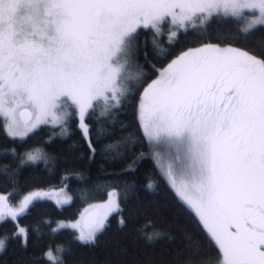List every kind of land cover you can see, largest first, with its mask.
<instances>
[{
	"label": "snow or ice",
	"instance_id": "obj_1",
	"mask_svg": "<svg viewBox=\"0 0 264 264\" xmlns=\"http://www.w3.org/2000/svg\"><path fill=\"white\" fill-rule=\"evenodd\" d=\"M213 19L245 21L249 43L264 30V0H0V131L24 140L50 117L66 135L75 115L95 154L90 113L102 107L98 119L106 118L122 107L129 80L143 83L138 31L151 30L154 46L165 26L170 38L201 30L203 39ZM137 120L154 149L164 150L154 155L167 156L169 175L175 168L191 176L194 195L184 203L217 250L208 264H264V46L260 55L211 42L183 51L144 87ZM104 132L98 127V138ZM119 148V141L106 145L117 155ZM108 195L107 211L80 230L82 244L94 243L107 215L119 210V194ZM28 207L25 198L8 212L16 220ZM20 235L26 243L27 229L18 226ZM45 256L57 264L51 250Z\"/></svg>",
	"mask_w": 264,
	"mask_h": 264
},
{
	"label": "trees",
	"instance_id": "obj_2",
	"mask_svg": "<svg viewBox=\"0 0 264 264\" xmlns=\"http://www.w3.org/2000/svg\"><path fill=\"white\" fill-rule=\"evenodd\" d=\"M242 28L241 21L213 19L201 39L197 35L201 30L187 33L181 30L178 36L170 38L165 26L163 34L156 38V46L151 30H139L137 63L142 65L138 71L143 73V83L136 78L130 80L122 107L114 108L106 118L98 119L102 107L90 113L87 123L91 125L95 154L81 136L75 115L68 119L66 135L60 134L59 126L49 125L39 127L24 140L8 139L0 131L2 208L7 211L29 197L25 214L16 220L0 222V240L5 241V247L0 250V264H52L45 256L49 250L57 264H208L214 261L216 248L155 163L151 144L137 120V106L144 87L157 77L158 71L187 49L211 42L222 46L232 44L260 55L264 30L254 34L255 40L244 43ZM232 35H239L241 39L226 38ZM100 126L105 132L98 138ZM118 141L119 155L106 150V145ZM34 151L39 152L40 159L27 161L25 154ZM61 188L70 194L69 204L58 207L42 198L47 191ZM114 190L119 194V210L109 216L94 243L82 244L74 230L59 227L60 222L76 220L87 205L105 201ZM36 192L40 198L31 200V194ZM18 226L27 229L26 243L23 235L14 236ZM156 233L160 234L159 239L149 242L148 237Z\"/></svg>",
	"mask_w": 264,
	"mask_h": 264
},
{
	"label": "rangeland",
	"instance_id": "obj_3",
	"mask_svg": "<svg viewBox=\"0 0 264 264\" xmlns=\"http://www.w3.org/2000/svg\"><path fill=\"white\" fill-rule=\"evenodd\" d=\"M242 27H245L246 22L245 21H241ZM167 65L164 67L166 68ZM162 68V69H164ZM161 69V70H162ZM158 71V75L160 74V71ZM157 75V76H158ZM157 78V77H156ZM155 78V79H156ZM131 80H134L131 79ZM130 81V80H129ZM128 81V82H129ZM140 102V101H139ZM45 125H49L52 127H57L58 125L54 124L51 120V118L49 117V122L46 124H40L37 129L41 126H45ZM37 129H35L34 131H36ZM33 131V132H34ZM143 131V130H142ZM32 132V133H33ZM31 134V133H30ZM29 134V135H30ZM144 134V133H143ZM26 138V137H25ZM151 148L153 153H155L156 151H161L163 152L164 150L161 149H154L153 145L151 144ZM155 163L159 169V171L161 172V174L164 176V178L166 179L167 183L169 184V186L171 187V189L173 190V192L175 193V195L178 197V199L189 209L194 213V210L190 209L186 203H184V197L185 196H192L194 195V189L192 187V182H191V176L187 175V174H182L180 173L178 170H176L175 168L173 169V174L169 175L168 173V158L165 155L163 159H160L158 157H156L153 154ZM48 192V193H47ZM45 193H47L45 196H43L42 198H45L51 202H53L56 206L58 207H62L65 206L67 204L70 203V194L67 192L66 189H54V190H49ZM112 192V191H110ZM43 194V193H42ZM29 198V197H28ZM32 198H36L34 195L31 197ZM109 195L107 196L105 201L102 202H96V203H92L87 205L82 212L80 213L79 217L76 220H72V221H63L59 223V227L60 228H69L72 229L76 232V237L79 236L80 234V230L84 229L85 232L87 231L88 226L97 218H99L100 216L103 215V213L105 211H107V203L109 201ZM113 199H115V197H113ZM25 200V198L23 199V201ZM23 201H21L20 203H23ZM118 202V201H117ZM119 204V203H118ZM22 204L16 206V207H11L12 209H18L19 207H21ZM0 208H2V203H0ZM6 209V208H5ZM5 209H3V214L0 215V222H2L5 219H12V217L9 215L8 210L5 211ZM116 211L110 212L107 215V218L104 221V225L107 221V219L109 218V216L114 213ZM197 218V217H196ZM198 219V218H197ZM13 220V219H12ZM73 224H78L79 227L77 228H72L71 225ZM63 225V226H61ZM103 230V229H102ZM101 232V231H100ZM99 232V233H100ZM97 233V234H99ZM97 236V235H96ZM2 250V249H0Z\"/></svg>",
	"mask_w": 264,
	"mask_h": 264
},
{
	"label": "bare ground",
	"instance_id": "obj_4",
	"mask_svg": "<svg viewBox=\"0 0 264 264\" xmlns=\"http://www.w3.org/2000/svg\"><path fill=\"white\" fill-rule=\"evenodd\" d=\"M147 83V82H146Z\"/></svg>",
	"mask_w": 264,
	"mask_h": 264
}]
</instances>
